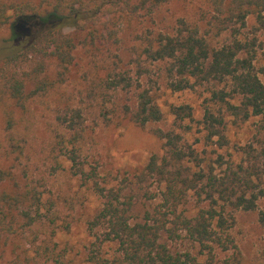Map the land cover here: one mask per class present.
Masks as SVG:
<instances>
[{"label": "trees", "instance_id": "trees-1", "mask_svg": "<svg viewBox=\"0 0 264 264\" xmlns=\"http://www.w3.org/2000/svg\"><path fill=\"white\" fill-rule=\"evenodd\" d=\"M169 1L0 0V32L15 20L10 37L0 45V110L8 130L31 99L63 82L79 46L118 45L121 24L152 17ZM205 1L208 9L200 21L181 20L174 33L150 31L140 37V48L130 50L136 77L114 72L101 80L107 92L134 93L132 104H114L115 110L105 111L104 118L112 125L110 116L118 111L123 121L137 127L160 122L157 98L143 79L149 65L164 64L174 92H209L199 121L207 144L224 149L229 145L228 125L256 120L254 141L242 150L264 163V82L257 67L264 0ZM68 28L75 31L67 32ZM79 33L86 34L81 38ZM219 37L227 38L216 45ZM53 64L58 68L56 78L47 76ZM173 110L177 124L194 122L189 105ZM81 119V111L74 110L61 120L74 128ZM154 134L164 142V154L152 155L142 170L119 184L103 186L82 171L102 200L101 209L88 223L93 241L87 262L208 264L201 256L208 252L214 259L219 250L231 254L224 264L240 263L232 232L236 213L256 210L258 200L264 199V187L254 184L252 176L244 179L233 166L218 173L230 165L229 160L219 155L208 164L190 146H183L182 135L174 131L156 129ZM70 160L75 162L74 157ZM9 179L11 174L0 168V242L4 243L39 220L30 211L39 197L9 190ZM191 196L202 205L195 213L186 208ZM187 244L194 250H184ZM108 246L116 248L110 253Z\"/></svg>", "mask_w": 264, "mask_h": 264}, {"label": "rangeland", "instance_id": "rangeland-1", "mask_svg": "<svg viewBox=\"0 0 264 264\" xmlns=\"http://www.w3.org/2000/svg\"><path fill=\"white\" fill-rule=\"evenodd\" d=\"M207 9L205 0H170L152 17L121 24L118 45L96 49L79 46L63 82L31 99L25 111L16 113L12 129L8 130L0 110V168L11 174L6 186L9 190L40 199L34 200L30 210L39 220L13 235L7 243L0 242V264H89L87 249L93 238L88 223L101 209L102 200L94 190L93 182L84 178L92 175L101 185L114 186L142 170L152 155L164 154V142L154 134L156 129L182 135L183 146H190L208 164L219 155L224 156L230 165H225L218 173L233 166L244 179L252 176L250 179L254 184L264 187V163L249 158L242 150L254 141L256 120L228 125L229 145L224 149L207 144L199 121L209 92L204 89L174 92L168 86L164 64L149 65V74L143 79L144 86L151 88L157 98L162 113L160 122L137 127L128 120L123 121L118 111L110 116L114 120L112 125L108 126L104 118L105 111L115 110L114 104L121 106L134 101L133 92H107L100 82L114 72L137 76L130 62V50L140 48V37L150 31L174 33L180 28L181 20L196 23ZM14 23L15 20L0 32V45L10 37ZM66 31L75 30L68 28ZM83 34L79 33V36L83 38ZM226 38H216L214 43L221 45ZM260 40L262 49L257 67L262 71L260 75L264 82V31ZM47 76H58L56 65L50 66ZM103 93L108 95H101ZM182 105L193 109L194 122L176 123L173 109ZM74 110L81 111L82 123L70 128L61 119L69 117ZM71 157L75 162L70 160ZM154 190L155 193L159 191L157 187ZM189 202L186 208L192 213L202 207L196 203L195 196H191ZM262 217L263 198L258 200L256 210L236 213L232 232L240 252V263L237 264H264ZM192 247L190 244L182 246L184 250H194ZM106 248L112 253L116 247ZM214 255L212 259V255L205 252L201 257L208 264H224L231 254L217 250Z\"/></svg>", "mask_w": 264, "mask_h": 264}]
</instances>
